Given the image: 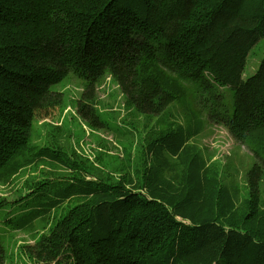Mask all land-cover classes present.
<instances>
[{
  "label": "trees",
  "instance_id": "trees-1",
  "mask_svg": "<svg viewBox=\"0 0 264 264\" xmlns=\"http://www.w3.org/2000/svg\"><path fill=\"white\" fill-rule=\"evenodd\" d=\"M262 37L264 0H0V185L17 186L15 200L0 197V213L34 240L18 256L264 264V55L243 78ZM72 73L84 80L74 101L82 120L111 131L118 117L122 159L106 139L87 157L46 121L65 111V93L53 87ZM107 76L121 108L94 95ZM208 122L253 153L244 175L194 142ZM119 124L138 147L120 139ZM27 168L38 173L17 185ZM12 258L0 232V264Z\"/></svg>",
  "mask_w": 264,
  "mask_h": 264
},
{
  "label": "rangeland",
  "instance_id": "rangeland-1",
  "mask_svg": "<svg viewBox=\"0 0 264 264\" xmlns=\"http://www.w3.org/2000/svg\"><path fill=\"white\" fill-rule=\"evenodd\" d=\"M263 55L264 37H262L251 48L245 69L243 71L244 79L253 75L257 71ZM84 88V80L73 73L69 74L62 82L54 85V90L65 93L66 109L64 112L56 110L53 113V117L48 118L46 121L51 122L54 125H59L65 136H72L71 143L73 147L87 157L92 159L95 158L96 151H98L101 147V139H106L107 148H101L109 152L111 157L115 156L122 159L123 153L116 139V127H118L119 123L117 116H115L116 120H113L112 118V122H110V125L114 128V130L111 131L104 129L97 130L79 117L74 101L80 98ZM233 92L234 90L231 89L229 94L231 95ZM94 95L97 99H100L102 103L107 104V106H113L114 109L121 108L123 99L118 93V88L111 80V77L107 76L103 78L101 84L96 86ZM170 110L174 113H179V109L176 104L173 105ZM167 115L168 112L166 113L165 111L159 115V117L166 118ZM125 127V125L119 124L118 129L126 131L125 136H122L120 139L125 140L127 138L133 142V145L136 146L139 140L138 135L132 131L126 130ZM38 130H40L43 134L47 132V129L44 127L42 128L41 126H38ZM194 142H196L205 152L210 154L213 159L221 161L222 164H227L231 167H235V165L238 166L243 175L252 165L253 153L246 145L237 142L223 125L208 122L201 133L194 139ZM138 146L139 145L137 144V147ZM117 163L118 162L112 158V165L114 166ZM37 173L38 171L35 168L24 169L17 178V185H21L27 177L30 179ZM15 189H17V186L15 185H0V197H8L10 201L15 200L17 198V195L14 194ZM21 211L22 208L17 207L15 211L11 212V216H14L13 221L20 217L22 214ZM0 232L4 235L5 244L9 252L13 253V256L17 257V259L12 258L14 261L13 264H35L30 262L27 258H24V256V259H21L18 256L20 255L18 245H30L34 242L31 237V233L14 231L12 228L7 227L2 222V213H0Z\"/></svg>",
  "mask_w": 264,
  "mask_h": 264
}]
</instances>
